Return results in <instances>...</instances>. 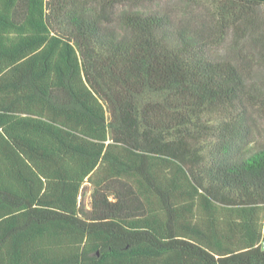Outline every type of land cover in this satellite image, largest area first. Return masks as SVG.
I'll list each match as a JSON object with an SVG mask.
<instances>
[{
  "label": "trees",
  "instance_id": "obj_1",
  "mask_svg": "<svg viewBox=\"0 0 264 264\" xmlns=\"http://www.w3.org/2000/svg\"><path fill=\"white\" fill-rule=\"evenodd\" d=\"M167 2L0 0V264H264V0Z\"/></svg>",
  "mask_w": 264,
  "mask_h": 264
},
{
  "label": "rangeland",
  "instance_id": "obj_2",
  "mask_svg": "<svg viewBox=\"0 0 264 264\" xmlns=\"http://www.w3.org/2000/svg\"><path fill=\"white\" fill-rule=\"evenodd\" d=\"M169 5H172L174 3V0H168L167 2ZM261 132L264 133V123L261 125ZM85 200L88 203L90 200V191H87V193L85 192Z\"/></svg>",
  "mask_w": 264,
  "mask_h": 264
},
{
  "label": "built area",
  "instance_id": "obj_3",
  "mask_svg": "<svg viewBox=\"0 0 264 264\" xmlns=\"http://www.w3.org/2000/svg\"><path fill=\"white\" fill-rule=\"evenodd\" d=\"M258 245L264 248V214H263V221H262L261 237H260Z\"/></svg>",
  "mask_w": 264,
  "mask_h": 264
},
{
  "label": "crops",
  "instance_id": "obj_4",
  "mask_svg": "<svg viewBox=\"0 0 264 264\" xmlns=\"http://www.w3.org/2000/svg\"><path fill=\"white\" fill-rule=\"evenodd\" d=\"M10 200L11 199L9 197L0 196V204L10 206V204H11Z\"/></svg>",
  "mask_w": 264,
  "mask_h": 264
}]
</instances>
